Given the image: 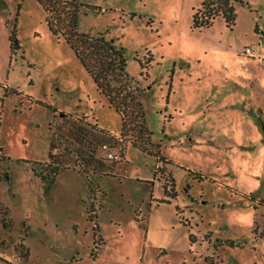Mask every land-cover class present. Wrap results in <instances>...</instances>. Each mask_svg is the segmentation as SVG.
<instances>
[{"label":"rangeland","instance_id":"1","mask_svg":"<svg viewBox=\"0 0 264 264\" xmlns=\"http://www.w3.org/2000/svg\"><path fill=\"white\" fill-rule=\"evenodd\" d=\"M78 1L100 8L78 29L124 49L168 162L120 138L39 0H0V264H264V0L201 30L203 0Z\"/></svg>","mask_w":264,"mask_h":264},{"label":"trees","instance_id":"2","mask_svg":"<svg viewBox=\"0 0 264 264\" xmlns=\"http://www.w3.org/2000/svg\"><path fill=\"white\" fill-rule=\"evenodd\" d=\"M39 1L46 10V21L50 30L70 45L94 79L99 91L106 96L110 105L121 114L122 131L120 138L131 141L134 146L150 154H155L159 161L168 162L161 154L160 145L154 141L153 132L146 122L144 105L141 101L142 89H139L140 81L128 73L124 49L117 47L114 40L109 39L104 33L91 35L78 29L82 7L99 10L100 8L78 0ZM238 3L243 4L245 0H203L200 7L194 10L193 27L199 30L210 27L220 16L224 18L228 26H234L237 19L236 4ZM10 48L12 53H17L21 49L20 40L15 30L10 35ZM153 61L152 53L140 60L142 74L149 75ZM132 131L135 134L131 135ZM101 132L110 141L117 138L104 130ZM94 162L96 165L97 162L100 163V161ZM106 168L108 169H105V165L100 163L98 169H101L102 173L106 175L112 174V165ZM97 170H95L96 173L99 172ZM158 171L164 172L162 166H159ZM171 180L174 184L173 177ZM165 189L168 196H176L175 190L171 192L167 186ZM97 217L98 215H96V219ZM94 229L95 233L99 231L98 223ZM98 248H96L97 250L93 249L92 255L94 257V252H97Z\"/></svg>","mask_w":264,"mask_h":264},{"label":"built area","instance_id":"3","mask_svg":"<svg viewBox=\"0 0 264 264\" xmlns=\"http://www.w3.org/2000/svg\"><path fill=\"white\" fill-rule=\"evenodd\" d=\"M245 54H247L249 56H256L257 55L250 47H248L246 49ZM110 157H113V158H116V159L119 158V156L117 154H110Z\"/></svg>","mask_w":264,"mask_h":264},{"label":"crops","instance_id":"4","mask_svg":"<svg viewBox=\"0 0 264 264\" xmlns=\"http://www.w3.org/2000/svg\"><path fill=\"white\" fill-rule=\"evenodd\" d=\"M93 260H96V259L93 257Z\"/></svg>","mask_w":264,"mask_h":264}]
</instances>
